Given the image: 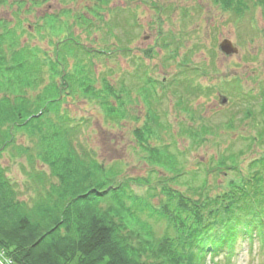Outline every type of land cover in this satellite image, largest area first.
<instances>
[{"label": "trees", "instance_id": "1", "mask_svg": "<svg viewBox=\"0 0 264 264\" xmlns=\"http://www.w3.org/2000/svg\"><path fill=\"white\" fill-rule=\"evenodd\" d=\"M60 1L64 5L59 13L44 11L36 24L26 28L24 16L47 0H0L2 12L8 10L14 18L0 13V159L6 153L12 158L13 151L28 152L23 168L28 165L36 174L30 175L35 194L27 201L19 198L16 184L0 164V248L12 264H232L239 239L257 236L264 241V120L256 121L253 108L247 107L244 113L252 128L246 137L247 149L254 154L245 166L237 162L239 155L215 157L224 152L216 141L218 128L233 130L232 115L223 124L211 127L200 121L175 133L149 108L139 134L144 152L140 159L149 166L148 174L138 178L123 177L118 162L101 165L76 143L82 122L68 123L60 109L63 98L90 90L94 94L81 97L97 106L107 127H113L122 117L117 112L129 103L132 88L124 83L113 86L105 73L100 78L92 74L93 62L104 51L86 46L74 33L78 26L89 33L95 27L100 30L94 20H102L100 12L109 0H86L93 5L85 12L78 5L68 7L77 0ZM213 1L239 17L249 10V2L264 13V0ZM30 27L53 41L51 51L33 44L22 47L20 36L29 33ZM112 31L108 29V35L117 38ZM109 51L130 50L124 46ZM169 57L176 59L177 53ZM187 61L178 66H186ZM142 81L149 86L145 91L152 97L151 105L160 101L155 84L164 83L148 73ZM221 82L236 86L239 79ZM194 89L206 90L201 85ZM236 89L245 99L261 96L259 110L264 119L262 88L255 92L239 85ZM145 91L141 95L147 97ZM162 131L169 140L146 147ZM18 133L28 139L38 135V157L56 182L34 166L28 148L18 150ZM176 136L187 139L188 147L207 141L214 146L211 168L206 171L213 181L201 169L186 168V148L177 147ZM220 176L225 177L220 180ZM221 254L223 260H217Z\"/></svg>", "mask_w": 264, "mask_h": 264}, {"label": "rangeland", "instance_id": "2", "mask_svg": "<svg viewBox=\"0 0 264 264\" xmlns=\"http://www.w3.org/2000/svg\"><path fill=\"white\" fill-rule=\"evenodd\" d=\"M60 2L47 0L37 11L26 14L25 27L36 24L44 11L59 13L64 5ZM107 4L105 10L100 12L102 20H94L96 25L101 26L100 30L95 27L89 33L78 26L74 33L81 43L104 51V55L93 62L91 73L97 78L105 73L104 76L113 86L124 83L132 91L127 96L128 105L123 103L124 110L117 112L122 113V117L117 123H113V127H107L102 111L97 106L87 103L81 97V94H94L90 90H78V96H75L76 93L73 95L75 97L63 98L60 109L64 113L62 115L68 118V123L82 122L74 137L76 143L94 154V159L101 165L110 167L118 162L124 171L123 177L138 178L146 174L145 170L149 167L140 159L144 152L140 149L143 139L139 135L148 120L149 108L154 115L157 112L160 120L175 133L191 127L190 124L195 126L200 121L211 127L223 124L232 115L235 117L233 130L220 126L218 128L216 141L220 142L224 152H219L215 157L217 159L222 153L224 156L239 155L237 162L245 166L247 160L254 155L253 151L247 149L246 137L252 134V128L250 121L245 118L246 108L251 107V110L253 108V111H257L253 113L256 121L262 123L264 119L259 110L261 96L252 94L247 99L242 98L236 87L241 85L243 89L255 92L262 88L261 94H264V13L261 7H255L249 2V10L239 17L213 0H109ZM77 5L80 12H85L93 2L77 0L68 4V7ZM2 11L0 8V13L6 18L14 19L8 10L5 13ZM110 28L118 40L108 35L107 30ZM29 30V33L20 36V44L24 43L22 47L33 44L52 50L53 41H47L45 34L35 30V27H30ZM223 39L230 40L238 48V52L226 54L221 51L219 46ZM124 46L130 51L108 53L111 52L109 50ZM148 50L151 51L149 57ZM176 53V59L169 57ZM185 58L188 60L187 65L178 66L180 61L183 64L182 60ZM146 73L164 83L160 85L156 82L155 89L160 101H154L153 105L150 103V93L145 91L149 86L142 81ZM234 77L239 79L236 86L221 82ZM197 85L206 90L197 91L194 89ZM144 91L147 97L141 95ZM83 119H87V122L81 121ZM253 132L255 135L256 131ZM160 134V138L151 139L146 147L155 145L154 142L160 144L169 140L167 133L162 131ZM29 139L18 133V150L28 148L34 166L43 169L47 177L56 182L55 178L49 176L48 167L42 165L38 157V135ZM187 141L183 136H176L177 147L186 148V168L196 171L201 169L207 179L213 181L214 177L210 173L206 174V171L208 167L211 168L209 159L216 152L214 146L207 141L202 146L188 147ZM13 154L14 156L10 155L12 158L7 153L2 156L0 164L6 168L9 180L16 184L19 198L30 201L35 194V185L31 186L30 175L35 176V171L28 165L23 168L28 152L13 151ZM223 177L225 176L218 179L222 180ZM154 178L157 179L156 175ZM133 188L136 189V185ZM157 229L160 230L158 227ZM124 233L130 232L124 230ZM262 245L264 241H260L257 236L249 240L239 239L232 264H264ZM3 256L4 258H0L2 264H12L5 252ZM223 257L224 254H221L216 259L223 260ZM209 262L207 257V263Z\"/></svg>", "mask_w": 264, "mask_h": 264}, {"label": "water", "instance_id": "3", "mask_svg": "<svg viewBox=\"0 0 264 264\" xmlns=\"http://www.w3.org/2000/svg\"><path fill=\"white\" fill-rule=\"evenodd\" d=\"M219 47L221 51L225 52L226 54H232L238 52V48H236L234 44L228 39H223ZM0 264L2 263L0 262Z\"/></svg>", "mask_w": 264, "mask_h": 264}, {"label": "built area", "instance_id": "4", "mask_svg": "<svg viewBox=\"0 0 264 264\" xmlns=\"http://www.w3.org/2000/svg\"><path fill=\"white\" fill-rule=\"evenodd\" d=\"M4 251L0 248V258H4ZM8 261H10V260H8ZM11 262V261H10Z\"/></svg>", "mask_w": 264, "mask_h": 264}]
</instances>
